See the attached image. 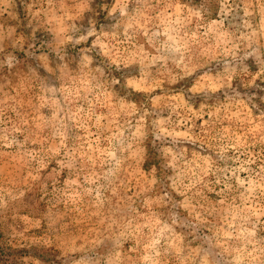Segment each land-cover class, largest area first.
Masks as SVG:
<instances>
[{
    "label": "rangeland",
    "instance_id": "rangeland-1",
    "mask_svg": "<svg viewBox=\"0 0 264 264\" xmlns=\"http://www.w3.org/2000/svg\"><path fill=\"white\" fill-rule=\"evenodd\" d=\"M0 245L264 264V0H0Z\"/></svg>",
    "mask_w": 264,
    "mask_h": 264
},
{
    "label": "trees",
    "instance_id": "trees-1",
    "mask_svg": "<svg viewBox=\"0 0 264 264\" xmlns=\"http://www.w3.org/2000/svg\"><path fill=\"white\" fill-rule=\"evenodd\" d=\"M6 250H9V254L5 252ZM15 253H17L16 250H11L10 248L4 249L3 246L0 245V260H2L4 264H14Z\"/></svg>",
    "mask_w": 264,
    "mask_h": 264
}]
</instances>
